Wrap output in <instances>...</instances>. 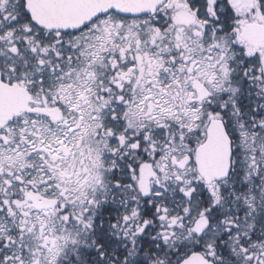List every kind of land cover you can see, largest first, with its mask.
<instances>
[{"label": "snow or ice", "instance_id": "1", "mask_svg": "<svg viewBox=\"0 0 264 264\" xmlns=\"http://www.w3.org/2000/svg\"><path fill=\"white\" fill-rule=\"evenodd\" d=\"M0 264H264V0H0Z\"/></svg>", "mask_w": 264, "mask_h": 264}]
</instances>
